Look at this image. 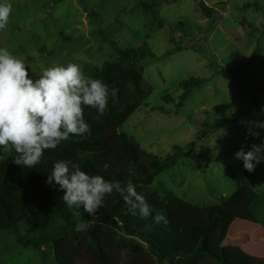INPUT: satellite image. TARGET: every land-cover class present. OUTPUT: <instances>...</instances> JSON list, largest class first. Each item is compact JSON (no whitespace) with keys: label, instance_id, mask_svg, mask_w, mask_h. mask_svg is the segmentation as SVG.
<instances>
[{"label":"rangeland","instance_id":"rangeland-1","mask_svg":"<svg viewBox=\"0 0 264 264\" xmlns=\"http://www.w3.org/2000/svg\"><path fill=\"white\" fill-rule=\"evenodd\" d=\"M202 1L212 15L200 0H10L0 47L23 60L34 78L54 64L78 63L97 79L108 64L127 63L132 48L145 52L137 62L153 92L121 132L176 163L138 193L159 191L208 206L248 184L258 193L252 207L258 223L237 220L228 237L238 234L240 247L264 255V163L249 173L234 158L241 147L248 151L264 140V132L247 136L242 123L264 119V0ZM187 80L200 85L180 106ZM6 152L0 149V161ZM62 225L56 218L54 227ZM33 234L26 222L0 230V264H58L49 247L43 254L17 244ZM240 247L225 243L226 262L245 264Z\"/></svg>","mask_w":264,"mask_h":264},{"label":"trees","instance_id":"trees-1","mask_svg":"<svg viewBox=\"0 0 264 264\" xmlns=\"http://www.w3.org/2000/svg\"><path fill=\"white\" fill-rule=\"evenodd\" d=\"M167 1L171 0L153 3ZM199 4L204 13L212 15L213 8H207L202 0ZM147 52L151 50L147 48ZM128 55L127 63L108 64L98 75L97 79L108 86L109 101L102 116L92 107L84 108L89 134L70 136L56 149L45 150L40 163L32 168L17 165L13 160L14 149H7L6 157L0 161V230H17L20 223L26 222L34 234L20 237L17 244L43 254L49 247L58 264H166L170 259L176 264H228L224 244L233 223L237 220L258 223L252 210L258 193L248 184H239L231 196L208 206L156 191L144 196L154 209L147 219L132 215L123 195L115 190L94 217L81 209L77 218L62 199L64 191L58 185L46 184L55 162L71 160L89 175H102L121 187L131 180L138 192L176 163L173 158L145 151L121 132L124 123L153 92L137 62L144 58L145 52L132 48ZM183 85L180 106L200 82L187 80ZM193 146L191 143L189 148ZM157 213L168 219L166 226L155 223ZM56 218L63 222L60 228L54 227ZM79 222L89 225L86 231L75 230Z\"/></svg>","mask_w":264,"mask_h":264},{"label":"clouds","instance_id":"clouds-1","mask_svg":"<svg viewBox=\"0 0 264 264\" xmlns=\"http://www.w3.org/2000/svg\"><path fill=\"white\" fill-rule=\"evenodd\" d=\"M11 13L10 0H0V31L7 28ZM108 101V86L102 80L86 77L78 63L54 64L34 78L23 60L0 47V149H14L17 165L35 167L45 150L56 149L70 136L89 134L84 108L92 107L102 116ZM242 123L248 128L247 136L259 138L264 132V119ZM234 158L242 161L246 171L254 172L264 163V140L248 151L241 147ZM46 184L58 185L64 191L62 199L77 218L81 209L94 217L114 190L123 195L132 215L147 219L154 211L131 180L121 187L102 175H89L71 160L55 162ZM154 221L165 226L169 223L161 213ZM88 227L79 222L75 230L86 231Z\"/></svg>","mask_w":264,"mask_h":264},{"label":"crops","instance_id":"crops-1","mask_svg":"<svg viewBox=\"0 0 264 264\" xmlns=\"http://www.w3.org/2000/svg\"><path fill=\"white\" fill-rule=\"evenodd\" d=\"M245 222H247V221H245ZM254 224H257V223H254ZM237 235L238 234H234L233 237H228L225 243L232 242L233 247H240L239 243L242 241L239 239V237H237ZM240 248H243V247H240ZM243 249H246L245 250L246 253L244 254L245 257L242 256L240 258L243 259L245 264H264V255L261 253V251L255 250L253 248L247 249L246 247H244ZM229 258L230 259L232 258V260H234V257L232 256V254H229ZM257 260L260 262L256 263ZM227 263L228 264H241V263H237V262H228V261H227Z\"/></svg>","mask_w":264,"mask_h":264},{"label":"water","instance_id":"water-1","mask_svg":"<svg viewBox=\"0 0 264 264\" xmlns=\"http://www.w3.org/2000/svg\"><path fill=\"white\" fill-rule=\"evenodd\" d=\"M166 264H176L174 259H170Z\"/></svg>","mask_w":264,"mask_h":264},{"label":"built area","instance_id":"built-area-1","mask_svg":"<svg viewBox=\"0 0 264 264\" xmlns=\"http://www.w3.org/2000/svg\"><path fill=\"white\" fill-rule=\"evenodd\" d=\"M121 223V222H120Z\"/></svg>","mask_w":264,"mask_h":264}]
</instances>
